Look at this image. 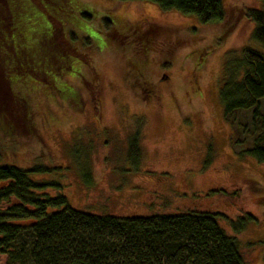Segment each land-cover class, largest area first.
Wrapping results in <instances>:
<instances>
[{
    "label": "rangeland",
    "instance_id": "1",
    "mask_svg": "<svg viewBox=\"0 0 264 264\" xmlns=\"http://www.w3.org/2000/svg\"><path fill=\"white\" fill-rule=\"evenodd\" d=\"M73 2L62 13L55 1L0 0V164L57 168L34 178L57 181L70 207L94 214H252L236 238L246 264H264V163L235 154L262 127L252 110L236 111L230 126L218 100L226 60L245 50L264 60L245 16L264 5L221 0L223 21L202 25L150 2ZM151 23L160 32L143 34ZM258 109L264 116V98Z\"/></svg>",
    "mask_w": 264,
    "mask_h": 264
},
{
    "label": "trees",
    "instance_id": "2",
    "mask_svg": "<svg viewBox=\"0 0 264 264\" xmlns=\"http://www.w3.org/2000/svg\"><path fill=\"white\" fill-rule=\"evenodd\" d=\"M34 1L58 2L62 13L66 12L67 2H73ZM117 1L150 2L161 11L195 16L202 25L218 24L224 19L221 0ZM258 1L264 5V0ZM74 7L84 11L80 4L74 3ZM245 16L254 24L252 39L264 45V11L248 10ZM50 20L56 31L62 33L61 20L58 17L59 23L54 18ZM12 26L11 21L10 32ZM148 28L143 34H157L161 30L152 23ZM4 35L0 30V39ZM262 98L264 60L248 50L226 60L218 89L222 117L233 127L236 111L252 110V124L262 127V131L250 147L235 154L258 163H264V116L258 109ZM211 153L208 147L204 168L211 162ZM138 156L135 135L128 146L127 161L136 165ZM56 169L35 165L22 170L15 165L0 164V257L4 264H246L243 245L236 235L256 221L252 214L228 220L222 213L193 210L148 217H115L80 211L68 205L60 183L34 178ZM85 177L81 176L83 183L90 185L93 181L88 179L89 172ZM48 189L56 194L50 196ZM257 200L264 204V196ZM220 222L229 226L232 235L226 233Z\"/></svg>",
    "mask_w": 264,
    "mask_h": 264
}]
</instances>
